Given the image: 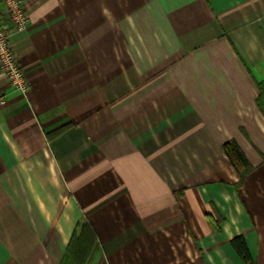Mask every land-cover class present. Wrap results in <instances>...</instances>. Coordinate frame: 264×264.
I'll return each mask as SVG.
<instances>
[{"label":"crops","instance_id":"obj_1","mask_svg":"<svg viewBox=\"0 0 264 264\" xmlns=\"http://www.w3.org/2000/svg\"><path fill=\"white\" fill-rule=\"evenodd\" d=\"M26 11V94L0 72V264H264V0Z\"/></svg>","mask_w":264,"mask_h":264},{"label":"built area","instance_id":"obj_2","mask_svg":"<svg viewBox=\"0 0 264 264\" xmlns=\"http://www.w3.org/2000/svg\"><path fill=\"white\" fill-rule=\"evenodd\" d=\"M27 21L26 0H0V72L9 86L24 95L29 84L16 60L11 38L26 29Z\"/></svg>","mask_w":264,"mask_h":264},{"label":"trees","instance_id":"obj_3","mask_svg":"<svg viewBox=\"0 0 264 264\" xmlns=\"http://www.w3.org/2000/svg\"><path fill=\"white\" fill-rule=\"evenodd\" d=\"M258 88H259L260 93L257 98V103L262 109V111H264V82L258 83ZM224 150L227 153V155L231 158L236 168H238L239 166L245 167L247 165L246 158L243 156V154L240 152V150L237 148V146H235L233 142H226L224 144ZM244 171L240 172V183L242 182L244 178V174H245ZM231 245L236 250V252L238 253V255L242 258L244 262L249 261L248 251L246 249V246H245V243L242 237L236 236L232 238Z\"/></svg>","mask_w":264,"mask_h":264}]
</instances>
